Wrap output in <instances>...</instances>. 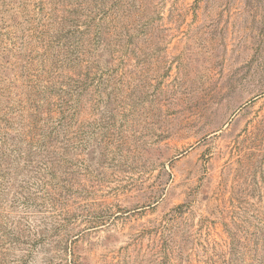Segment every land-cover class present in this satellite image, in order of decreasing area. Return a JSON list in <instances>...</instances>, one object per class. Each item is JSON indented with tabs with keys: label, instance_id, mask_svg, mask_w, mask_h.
Instances as JSON below:
<instances>
[{
	"label": "rangeland",
	"instance_id": "1",
	"mask_svg": "<svg viewBox=\"0 0 264 264\" xmlns=\"http://www.w3.org/2000/svg\"><path fill=\"white\" fill-rule=\"evenodd\" d=\"M0 264H264V0H0Z\"/></svg>",
	"mask_w": 264,
	"mask_h": 264
}]
</instances>
